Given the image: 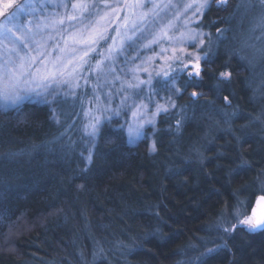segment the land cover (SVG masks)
Masks as SVG:
<instances>
[{
  "label": "trees",
  "instance_id": "obj_1",
  "mask_svg": "<svg viewBox=\"0 0 264 264\" xmlns=\"http://www.w3.org/2000/svg\"><path fill=\"white\" fill-rule=\"evenodd\" d=\"M239 2L230 0L226 9L212 6L203 17L204 25L232 29L218 64L227 59L225 48L239 47L247 30L239 24ZM215 27L203 30L215 33ZM232 67L235 79L221 94L232 106L226 108L211 90L214 81L196 105L185 94L176 102L189 104V119L177 134V117H159L155 153L148 152L151 140L129 145L112 135L118 125L112 121L103 126L88 164L91 143L77 102L59 106L60 123L41 104L29 103L20 116L0 113V264H200V253L214 246L205 240L220 243L207 225L225 202L235 205L239 198L254 204L264 194L253 183L264 170V93L253 91L264 80V61L252 68L234 59ZM222 108L239 115L226 123ZM7 153L18 155L7 158ZM241 157L251 168L230 175ZM245 184L248 190L238 191ZM157 227L160 232L147 241L133 239ZM228 246L205 264H264V231L239 230Z\"/></svg>",
  "mask_w": 264,
  "mask_h": 264
},
{
  "label": "snow or ice",
  "instance_id": "obj_2",
  "mask_svg": "<svg viewBox=\"0 0 264 264\" xmlns=\"http://www.w3.org/2000/svg\"><path fill=\"white\" fill-rule=\"evenodd\" d=\"M147 2L151 0H136L135 3L123 6L124 9L132 10L131 15L134 17L129 20V17L125 16L123 27L127 28L131 24L133 35L140 33L137 39L144 37L145 29H141L140 24L144 23L149 15L155 21L161 12L167 15L164 10L175 7L171 0H168L167 3H152L147 12L137 11L145 8ZM229 2L230 0H215L217 8L226 9ZM212 3L213 0H188L180 5V10L173 14V19L162 25L158 32L148 33L151 39L141 45L143 49H151L153 45L161 43H166L168 47H161L155 55L143 59L139 56L134 57L133 60L140 59V63L128 68L126 78L121 80L119 76H115L121 83L116 93H123L119 104L112 107L111 91L106 94L107 104L99 103L98 95L95 97L96 103L93 108L84 112L86 123L83 124V129L91 143L86 158L88 164L92 162L97 140L104 136L103 126L115 118H121L122 122L116 126L112 135L126 138L129 145L151 140L148 152L155 153L158 143L155 137L161 131L157 124L162 122L158 118L177 117L174 125L177 134L189 119L187 115L189 104L176 102L185 94L188 95L191 105H196L205 95L203 91L205 85L209 81H214L211 90L224 101L226 108L232 106L229 96L221 95L225 90L224 86L231 84L235 79L232 61L239 60L252 68L255 67L254 60L264 61V46H256V41L264 43V0H240L237 4V11H242L245 16L254 10L258 12L253 18L255 22L249 29L251 35L244 39L239 47L227 46L225 48L227 59L219 64L217 61L220 60V48L229 40L228 33L232 29L215 27L217 22L204 25L203 17L211 9ZM56 7L67 8L68 5L61 4ZM71 9L78 14L61 16L55 12L45 13L41 6L40 14L37 15L33 5L22 0L10 14H3V23H0V113L7 115L12 112L15 116H20L29 103L32 106L41 104L48 106L50 119L60 123L59 106L69 97L76 95V89L81 87L82 79L85 83L88 82L82 73L87 71L105 76L115 73V68L109 67L105 71V66L115 63V58L124 51L125 44L131 41L133 36L123 33L120 27L113 29L115 35H109L107 29L97 27L98 21L93 19L98 15L95 11L97 5L89 3L88 0L71 3ZM113 15L116 13L113 12ZM24 16L33 18L27 23H22L21 18ZM181 17L183 23L176 24L174 21ZM233 18L234 15L224 17L222 21L227 22ZM209 26L215 27V33L203 30ZM257 32L260 34L255 35ZM109 40L111 44L107 48L100 47L101 43L107 44ZM250 49H254L251 55ZM157 60L161 62L159 67L156 66ZM142 75L147 78H141ZM156 78H159L157 83L161 87L154 83ZM254 82L249 81V86ZM253 91L264 93V80ZM204 103L212 105L214 101L205 100ZM212 111L217 110L213 108ZM218 111L226 123L239 115L235 110L228 112L222 108ZM172 130L173 126L170 125L167 131ZM236 139L243 142L240 137ZM192 151L202 162L200 150L193 148ZM16 155L18 154L7 153L6 157L12 158ZM249 168L251 165L241 157L240 163L230 175L238 176ZM83 171L87 172V168ZM257 182L264 191V170L253 181ZM247 190L248 185L245 184L238 191ZM256 204L264 206V194L257 198ZM154 215L162 220L159 211ZM207 228L218 234L216 239L220 243L205 240V243H212L214 246L207 247L200 253L197 258L200 264H205V258H210L219 249L228 248V239L237 231L244 230L249 233L264 231V210L257 214L251 200L245 202L237 198L235 205L225 202L215 222L207 225ZM159 232L160 229L157 227L154 231L146 230L143 236L133 239L147 241L149 237ZM131 250L130 248L129 251ZM100 252H103L102 248Z\"/></svg>",
  "mask_w": 264,
  "mask_h": 264
},
{
  "label": "rangeland",
  "instance_id": "obj_3",
  "mask_svg": "<svg viewBox=\"0 0 264 264\" xmlns=\"http://www.w3.org/2000/svg\"><path fill=\"white\" fill-rule=\"evenodd\" d=\"M21 2L22 0H0V23H3V14L4 13L10 14L12 11H14L15 7L19 5ZM24 2L33 5V7L36 9L37 15L40 14L41 6H43L45 13L55 12L61 16L65 14L68 15L78 14L72 11L71 3L73 2L78 3L79 0H24ZM88 2L97 5V9L95 11L98 12V15L93 17V19L98 21V24L96 25L97 27L107 29V33L109 35H115L116 33L115 31H113V29L120 27L123 33H126L128 36H133V39L125 44L124 51L121 52L119 56L115 58L114 64L105 66V71H107L109 67L115 68V73L113 75L105 76L97 73H89L87 71L82 73L83 76L87 77L88 82L85 83V81L82 79L80 81L81 87L76 89V95L74 97H69L65 101L69 103L77 102L80 104L78 114L81 117L80 121L82 125L86 123L84 112L90 108H93V105L96 103L95 97L97 95L100 97L99 103L107 104L108 99L106 94L111 91L112 107H115L117 104H119L120 97L123 95V93H119V94L116 93V89L120 88L121 83L120 80L115 79V76H119L121 80L125 79L126 78L125 73L127 72L128 68L132 67L134 64H139L140 59L155 55V53L160 51L161 47H168L166 43H161L160 45H153L151 49H143L141 45L147 43L148 39H151V36L148 35L149 32L152 33L158 32L159 28L162 25L166 24L169 20L173 19V14L176 11L180 10V5L188 2V0H171V3L175 7L164 10L165 12H167V15H165L164 12H161L160 16L155 18V21L153 20L152 16L149 15L146 18L145 22L140 24V28L145 29V31H144V37H141L139 39H137V37L140 36V33L137 32L135 35H133L131 24H129L127 28L123 27L125 24L124 21L125 16H128L129 20L134 18L131 15L132 10L124 9L123 6L125 4L135 3L136 0H88ZM167 2L168 0H151V2H147V6L145 8L138 9L137 11L147 12L148 9L152 7V3H167ZM61 4H67L68 7L67 8L56 7V5H61ZM212 6H216L215 0H213ZM113 12H115L116 15H113ZM257 12L258 10H254L252 12H249L247 16H245L243 12L240 11L239 24H244L247 27V30L242 35L241 38L242 41L246 39L249 35H251L249 29L252 26V24L255 22L253 18L257 15ZM32 18L33 17L31 16H24L21 18V22L27 23V21ZM174 22L178 25H181L183 23V17H181V19L179 20H175ZM259 34L260 33L257 32L255 35H259ZM109 44H111V40H109L107 44L101 43L100 47L107 48ZM256 46L262 47L264 46V43H261L260 41H256ZM253 51L254 49H250L249 55H251ZM137 56H139L140 59L133 60V58ZM261 62L259 59L254 60L253 62L255 64L254 68L259 67ZM156 66L157 67L161 66V62L159 60L156 61ZM141 78L146 79L147 77L142 75ZM158 79L159 78L154 79V83H156ZM109 81L111 83H108ZM159 87H161V85H159ZM112 121H117L119 125L122 122V119L115 118ZM149 132H151V129Z\"/></svg>",
  "mask_w": 264,
  "mask_h": 264
},
{
  "label": "water",
  "instance_id": "obj_4",
  "mask_svg": "<svg viewBox=\"0 0 264 264\" xmlns=\"http://www.w3.org/2000/svg\"><path fill=\"white\" fill-rule=\"evenodd\" d=\"M254 205L256 207L257 214H259L262 210H264V206L256 204V201H255Z\"/></svg>",
  "mask_w": 264,
  "mask_h": 264
}]
</instances>
